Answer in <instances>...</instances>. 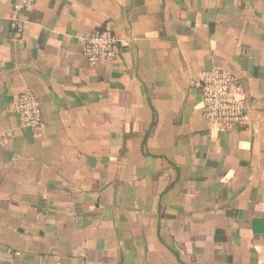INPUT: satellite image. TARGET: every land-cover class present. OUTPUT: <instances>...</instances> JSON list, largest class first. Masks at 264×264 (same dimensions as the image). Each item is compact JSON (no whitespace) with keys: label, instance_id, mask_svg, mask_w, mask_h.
<instances>
[{"label":"crops","instance_id":"0c3cea01","mask_svg":"<svg viewBox=\"0 0 264 264\" xmlns=\"http://www.w3.org/2000/svg\"><path fill=\"white\" fill-rule=\"evenodd\" d=\"M15 4L0 0V264H264V0ZM97 28L130 44L91 66ZM213 65L243 84L233 133L202 113ZM27 89L40 135L13 109Z\"/></svg>","mask_w":264,"mask_h":264},{"label":"built area","instance_id":"2783aa9c","mask_svg":"<svg viewBox=\"0 0 264 264\" xmlns=\"http://www.w3.org/2000/svg\"><path fill=\"white\" fill-rule=\"evenodd\" d=\"M35 3L36 0H16L15 11H30ZM9 27L18 36L23 32L17 16L11 19ZM80 41L83 55L91 66L112 61L130 44L128 39L118 37L109 28H97ZM197 84L202 91V113L211 130L233 133L246 125L248 105L238 77L222 65H213L202 72ZM13 109L22 125L31 127L38 135L44 132L43 109L34 91L27 89L21 92Z\"/></svg>","mask_w":264,"mask_h":264}]
</instances>
